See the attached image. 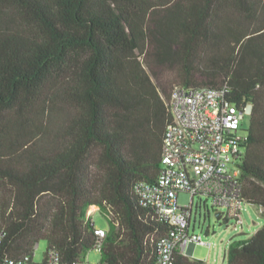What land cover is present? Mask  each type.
Listing matches in <instances>:
<instances>
[{"label": "trees", "instance_id": "obj_1", "mask_svg": "<svg viewBox=\"0 0 264 264\" xmlns=\"http://www.w3.org/2000/svg\"><path fill=\"white\" fill-rule=\"evenodd\" d=\"M174 86L251 105L242 200L264 209V0H0V262L43 240L74 264L97 207L102 263H155L171 227L135 184L157 180ZM226 261L264 264V224Z\"/></svg>", "mask_w": 264, "mask_h": 264}, {"label": "built area", "instance_id": "obj_2", "mask_svg": "<svg viewBox=\"0 0 264 264\" xmlns=\"http://www.w3.org/2000/svg\"><path fill=\"white\" fill-rule=\"evenodd\" d=\"M168 106L172 121L165 129L157 180L135 184L139 204L153 210L159 221L171 227L157 242L154 264H180V258L193 256L197 245L210 246L200 236L189 232L191 207L196 196H205L211 199L214 207L224 209V221H234V229L243 225L242 205L247 204L242 200L239 165L248 140L247 119L251 105L239 107L232 103L226 87L174 86ZM181 192L190 195L187 207L178 205ZM263 210L260 207L261 213ZM95 235L97 239L92 249L102 254L107 232L95 228ZM4 238L0 227V245ZM33 256L34 252L5 259L0 264H62L55 250L46 253L40 262ZM74 264L90 263L81 257Z\"/></svg>", "mask_w": 264, "mask_h": 264}, {"label": "rangeland", "instance_id": "obj_3", "mask_svg": "<svg viewBox=\"0 0 264 264\" xmlns=\"http://www.w3.org/2000/svg\"><path fill=\"white\" fill-rule=\"evenodd\" d=\"M149 73L155 75L157 85L165 86L167 84L168 74L164 69L152 68ZM170 92L171 88L169 94ZM247 122L245 125H247ZM178 205L182 207L189 206L190 195L185 192L179 193ZM217 212L222 214L219 219L215 217V213ZM223 214L224 209L214 207L211 199L205 196H196L193 199L189 232L190 234L200 236L201 240L210 246L197 245L192 257L186 255L188 260H202L207 264H227L225 251L228 244L233 241L246 240L264 224V215L261 213L260 207L250 204L242 205L241 218L243 225L237 229L233 228L234 221H224ZM87 216L92 219L96 228H102L106 232L115 228L111 222V218L99 209H89ZM46 247L45 241L40 240L38 242V246L34 249L33 258L35 261H42ZM82 259L90 264H99L101 262V254L95 249H91L82 256Z\"/></svg>", "mask_w": 264, "mask_h": 264}, {"label": "water", "instance_id": "obj_4", "mask_svg": "<svg viewBox=\"0 0 264 264\" xmlns=\"http://www.w3.org/2000/svg\"><path fill=\"white\" fill-rule=\"evenodd\" d=\"M215 217H216L217 219H219V218H220V213H219V212L215 213Z\"/></svg>", "mask_w": 264, "mask_h": 264}, {"label": "crops", "instance_id": "obj_5", "mask_svg": "<svg viewBox=\"0 0 264 264\" xmlns=\"http://www.w3.org/2000/svg\"><path fill=\"white\" fill-rule=\"evenodd\" d=\"M98 208L97 207H94V210H97ZM96 228V227H95Z\"/></svg>", "mask_w": 264, "mask_h": 264}]
</instances>
